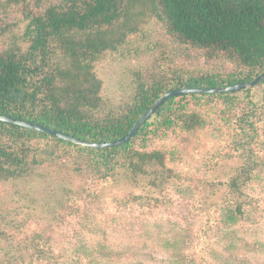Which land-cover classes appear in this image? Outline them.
Returning <instances> with one entry per match:
<instances>
[{"label": "trees", "instance_id": "obj_1", "mask_svg": "<svg viewBox=\"0 0 264 264\" xmlns=\"http://www.w3.org/2000/svg\"><path fill=\"white\" fill-rule=\"evenodd\" d=\"M156 30L165 39L154 44ZM136 37L148 40L139 54L156 55V69L135 62ZM191 51L209 60L222 55L238 70L215 75L174 67ZM263 73L264 0H0V115L86 142L124 137L174 90L226 88ZM258 88L263 93L255 99ZM231 159L239 164L218 184L226 190L228 227L250 203L246 187L264 180V82L237 93L169 99L129 142L113 148H85L0 122V257L26 264L41 252L23 251L27 233L15 238L23 225L8 203L50 223L72 215L65 205L93 201L91 194L77 198L80 179L64 182L67 170L86 181L84 193L101 182L162 172L169 192L186 196L196 175L210 176Z\"/></svg>", "mask_w": 264, "mask_h": 264}, {"label": "rangeland", "instance_id": "obj_2", "mask_svg": "<svg viewBox=\"0 0 264 264\" xmlns=\"http://www.w3.org/2000/svg\"><path fill=\"white\" fill-rule=\"evenodd\" d=\"M164 39V32L156 30L151 41L155 44ZM132 40L135 62L156 69V55L139 54L148 40L138 37ZM174 67L215 75L238 70L234 61L222 55L209 60L196 51L183 53ZM262 93L260 88L256 89L255 99L261 98ZM195 140H200L197 147L200 151L205 138ZM199 151L195 153L196 159L202 154ZM238 164L237 159L227 160L210 176L202 179L196 175L195 188L186 196L172 195L167 174L162 172L157 176H143L135 182H101L84 193L86 181L72 169L67 170L62 176L64 182L70 176L80 179L75 186H79L77 198L91 194L93 201L87 198L65 205L66 212L72 215L62 222L50 223L39 221L30 211L8 203L13 206L12 214H18V222L23 225L17 228L15 238L24 230L27 234L22 236L26 239L23 251L32 250L33 246L41 250L39 258L26 257V264H224L225 260L264 264V180L256 177L246 187L250 203L237 223L231 227L223 223L226 190L218 184L226 181L231 168ZM37 192L40 198H45L44 191ZM42 200L38 203L43 208L46 202ZM51 202L55 201L48 199L47 204ZM23 262L21 258L0 257V264Z\"/></svg>", "mask_w": 264, "mask_h": 264}, {"label": "water", "instance_id": "obj_3", "mask_svg": "<svg viewBox=\"0 0 264 264\" xmlns=\"http://www.w3.org/2000/svg\"><path fill=\"white\" fill-rule=\"evenodd\" d=\"M264 82V73L254 79L251 83H241V84H235L226 88H190V89H178L174 90L172 92H169L162 96L142 117L141 119L132 127V129L126 134L124 137L108 143H91L86 142L77 138H74L72 136L60 133L56 130L50 129L48 127L36 125L29 122H24L20 120H16L13 118H9L6 116L0 115V122L13 124L22 128H26L35 132L47 134L56 138H59L60 140L70 142L74 145H78L85 148H91V149H105V148H113L118 147L121 145L126 144L129 142L139 131L142 125H144L150 117H152L159 109L160 107L165 104L169 99L179 97V96H185L190 94H206V95H216V94H230V93H237L241 91H245L247 89L253 88L259 84Z\"/></svg>", "mask_w": 264, "mask_h": 264}]
</instances>
